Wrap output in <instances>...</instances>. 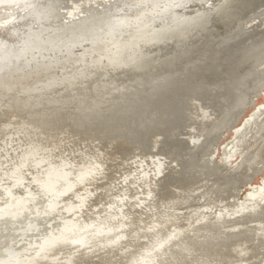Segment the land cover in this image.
<instances>
[{"label": "bare ground", "instance_id": "6f19581e", "mask_svg": "<svg viewBox=\"0 0 264 264\" xmlns=\"http://www.w3.org/2000/svg\"><path fill=\"white\" fill-rule=\"evenodd\" d=\"M15 2L0 0V17L12 15L0 23V134L22 130L23 145L0 158V264H228L217 257L226 243L231 264H264L263 222L214 229L240 206L264 213V195L235 201L240 187L224 182L261 171L247 140L264 137V100L254 102L264 65L253 70L264 64V0H139L130 17H112L111 5L84 29L19 41L27 11ZM53 2L22 6L47 15ZM75 46L55 75L49 62L42 77H19L41 54ZM192 201L202 209L188 219Z\"/></svg>", "mask_w": 264, "mask_h": 264}, {"label": "rangeland", "instance_id": "374dc122", "mask_svg": "<svg viewBox=\"0 0 264 264\" xmlns=\"http://www.w3.org/2000/svg\"><path fill=\"white\" fill-rule=\"evenodd\" d=\"M62 1V2H61ZM96 1V2H95ZM110 1V2H109ZM133 1V2H132ZM208 1V2H207ZM23 2H27V0H16V2H15V4H14V6H13V10H23V11H27L26 12V14H25V16H21V20H20V22L19 23H21L24 27H22V25H21V32H20V34L18 33L17 34V32L16 31H14L13 32V34L15 35V34H17V35H15V36H13L14 38H15V40L14 41H19L20 40V38L22 39V35L23 34H21V33H27V32H29V31H39L40 29H45L46 30V32H47V35H49V36H52V35H62V34H65V33H69L70 32V29L72 30V29H84L83 27H85L84 25H87L89 22H91V20H94L93 18L94 17H96V16H99V15H101V10H103V9H105V8H107V7H110L111 5V10L113 9H115L114 11L112 10L111 11V14H112V17H120V16H126V17H130L131 16V14H132V12H131V10L133 11L134 10V8H135V6L137 5V6H139L140 5V3L141 2H139V0H75V2H74V0L72 1V0H70V2L68 1V0H57V2H53L52 4H53V9H52V14H47V15H45V14H42V13H44V12H39L38 14H34L35 12H34V9H35V6L31 3V5H29V6H27V8L28 9H26V6H25V8L22 6V4H24ZM94 2V3H93ZM109 2V3H108ZM130 2V3H129ZM136 2H137V4H136ZM210 2V0H204V5L206 4V5H208V3ZM70 3V4H69ZM74 3V4H73ZM81 3V4H80ZM111 3V4H110ZM117 3V4H116ZM106 6H105V5ZM115 4H116V6H115ZM127 6H126V5ZM142 4V3H141ZM57 5V6H56ZM96 5V6H95ZM129 5V6H128ZM132 5V6H131ZM89 6V7H88ZM91 6V7H90ZM105 6V7H104ZM117 6H118V8H120V10H121V8H122V10L123 11H120L118 8H117ZM121 6V7H120ZM123 6V7H122ZM125 6V7H124ZM143 6H145L144 4H143ZM18 7H19V9H18ZM128 7V8H127ZM130 7V8H129ZM132 7V8H131ZM50 8V7H49ZM75 8V9H74ZM80 8V9H79ZM93 8V9H92ZM102 8V9H101ZM124 8H126V9H124ZM48 9V8H47ZM55 9V10H54ZM88 9V10H87ZM116 9H118V10H116ZM129 9V11H130V14H129V12L128 11H126V10H128ZM261 9V8H260ZM260 9H255L254 11H256V12H254V11H252V10H248L247 12H250L251 11V13H249V15L248 16H246V17H244V19L243 20H241L236 26H235V28H234V30L236 29V28H238V27H240L241 25H243V24H245L248 20H250L253 16H255L256 14H258V13H260L261 11H263L262 9H261V11H260ZM64 10V11H63ZM94 12H93V11ZM22 11V12H23ZM29 11H31V12H34V13H32L31 14V12H29ZM86 11V12H85ZM91 11V12H90ZM123 12V13H120V12ZM59 12H60V14H59ZM92 12H93V14H92ZM253 12V13H252ZM56 13V14H55ZM58 13V14H57ZM82 13V14H81ZM150 13V12H149ZM123 14V15H122ZM31 15V16H30ZM36 16H38L37 18H36ZM48 17H49V19H48ZM54 17V18H53ZM83 17V18H82ZM86 17V18H85ZM149 17H151V16H148L147 15V18H149ZM11 18H12V15L10 14V15H8V16H6V17H0V23H3V22H6L7 20H11ZM46 18V19H45ZM26 19H27V21H26ZM29 19V20H28ZM43 19V20H42ZM70 19H71V21H70ZM36 22V23H34V22ZM41 23H40V22ZM242 21H244L243 23H242ZM87 23V24H86ZM241 23V24H240ZM34 24V25H33ZM33 26V27H32ZM53 26V27H52ZM29 29H28V28ZM40 27V28H39ZM42 27V28H41ZM30 28H32L31 30H30ZM26 31V32H23V31ZM228 32H226L225 34H228V33H230L229 31H231V30H227ZM225 34H223V35H225ZM19 35V36H18ZM21 35V36H20ZM232 38V37H231ZM3 46H5L4 44H2L1 45V50H3L4 49V47ZM74 48V47H73ZM80 47L79 46H75V50L74 49H72V50H70V53H69V51L66 53V51H62V52H57V50L55 51H52L53 52V54H52V52H50V53H48L47 55L48 56H46V54L45 55H40L39 56V58H38V56L36 57V58H38L37 60H36V63H35V65H29L30 66V70H29V66H27V68L25 69V71H23L20 75H19V77L20 76H22V77H20V78H23V76L24 77H26L28 74H30L29 75V77H32L34 74L33 73H35V77H42L43 75V73L46 71V69H47V63H49V62H51L50 64L54 67V66H56L55 68H53L50 64V66H51V69H52V71L54 72L53 74L55 75V73H58L59 72V68H61V66H62V64H63V66L66 64V61H68V60H66V59H68V58H70L71 59V57H73V59L74 58H77L78 57V55H79V53H78V51L79 50H77V49H79ZM77 54H76V53ZM58 53H59V56L57 57V55H58ZM74 53V54H73ZM57 54V55H56ZM64 54V55H63ZM66 54V55H65ZM68 54H70L69 55V57H68ZM50 55H52V56H50ZM54 55V56H53ZM56 55V56H55ZM61 55V56H60ZM63 55V56H62ZM74 55V56H73ZM77 57H76V56ZM45 56H46V58H45ZM6 57V58H5ZM52 57V58H51ZM64 58V60H63V58ZM65 57H66V59H65ZM45 58V59H44ZM61 58H62V60H61ZM9 59V56L8 55H3V58H2V62L3 61H7ZM43 59V61H41ZM50 59V60H49ZM57 59V60H56ZM53 60V61H52ZM41 61V62H40ZM48 61V62H47ZM61 61H64V62H61ZM40 62V63H39ZM43 62V63H42ZM54 62V63H53ZM44 63H46V64H44ZM44 66H43V65ZM54 64H56V65H54ZM259 64V63H258ZM45 65H46V67H45ZM59 67H58V66ZM264 64H260L259 66H254V68H253V70H256V69H259V68H261L262 66H263ZM35 66V67H34ZM38 66V67H37ZM41 67H43V68H41ZM37 70H36V69ZM40 68L42 69V70H40ZM28 69V70H27ZM45 69V70H44ZM58 69V71H56ZM32 70H33V72H32ZM35 70V71H34ZM27 71H30V72H27ZM36 71H38V72H36ZM40 71V72H39ZM56 71V72H55ZM25 72V73H24ZM26 73H28V74H26ZM41 73V74H40ZM23 74V75H22ZM40 76H39V75ZM45 74V73H44ZM252 74H254V73H252ZM42 75V76H41ZM18 77V78H19ZM33 78V77H32ZM26 79V78H25ZM259 91V90H258ZM257 91V92H258ZM262 93V91H260V94L258 95V96H256L255 98H254V102H258V101H262V100H264V96L261 94ZM250 108L248 107V108H246V110H249ZM248 118V117H247ZM247 118H244L243 119V121H241V122H239V123H245L244 124V126L243 127H245V126H247V122H245V120L247 119ZM219 122V121H218ZM263 126H264V121L262 122V126H261V128H263ZM10 130H12V129H9V130H6V131H3L5 134H3V133H1L0 134V142L2 143V145H1V143H0V148H1V150H0V158L2 157V156H4L5 158V161L6 162H8L9 161V159H14V154H16V153H12V152H16V150H14V149H17V148H19V147H21L20 146V144H22L21 142H23L22 140V135H21V137H19L20 136V133L21 132H23L22 130L20 131V133L19 132H17V133H19L18 135H16L17 136V138H15V140H17L18 139V141H15V140H13L12 141V139H14L13 137H12V134H16V132L15 131H10ZM20 129H18L17 131H19ZM209 129H207V131H208ZM237 130H243L242 128L240 129H236L235 131L233 130V134L235 133H237L236 131ZM9 131V132H8ZM207 131H206V133H207ZM210 131H211V129H210ZM7 132V133H6ZM14 132V133H13ZM10 133H11V135H10ZM206 133H204L202 136H204ZM225 133V138L226 137H228L229 135H230V131H225L224 132ZM2 134H3V139L1 138L2 137ZM9 134V135H8ZM22 134V133H21ZM5 135V136H4ZM11 136V137H10ZM202 136H201V138H202ZM258 137H257V139L254 141V140H252V137H250L247 141H248V144L249 143H252L251 145V152H253V153H255L254 155L256 156L257 155V153H259V156H257V162H256V164L254 165L255 167H261V171H260V169L259 168H256V170L254 169V170H252L253 172H251L252 173V175H248V174H245V175H242V176H238L237 178L235 177V181L234 182H231V181H228L227 179H225L224 178V182H225V184L226 183H228V184H226V186L227 187H229L230 188V186H232V184H234V185H236V187H237V185L240 187V191L238 192V194H237V196L235 197V201H237V200H240V199H243V197L244 198H249V197H251V198H255V197H257V198H262V196H260V195H264V191H263V189H262V186H261V178H260V176L262 175V174H264V137L261 139L260 138V135H257ZM19 137V138H18ZM7 138V139H6ZM9 138H11L10 140H8ZM225 138H222V140L220 141V148L218 147V148H216L215 150V154H214V156H215V158H218V156H220L217 160H222V157H224V156H226L227 155V152H226V150H225V147H224V144L226 143V141H225ZM258 138H259V140H258ZM21 139V141H19ZM260 139H261V141H260ZM2 140V141H1ZM3 140H5V141H3ZM202 140L203 139H200V137H199V139L196 141V143L194 144V148H193V151H192V154L193 153H195L197 150H198V146H199V144H201L202 143ZM251 140V141H250ZM7 141H9V145L8 144H6L7 143ZM250 141V142H249ZM253 141V142H252ZM10 142H12V146H11V143ZM15 142V143H14ZM224 142V143H223ZM255 142V143H254ZM17 143V144H16ZM14 144V145H13ZM19 145V146H18ZM23 145V144H22ZM2 146V147H1ZM6 146V147H5ZM7 146H9V147H7ZM14 146V147H13ZM255 146V147H254ZM16 147V148H15ZM224 147V148H223ZM11 148V149H10ZM12 148H13V151H12ZM256 151H255V150ZM5 150H10L7 154H6V152L7 151H5ZM222 150V151H221ZM5 151V152H4ZM3 153H4V155H3ZM11 153V154H10ZM223 154V155H222ZM12 155V157L10 158V156ZM7 156V157H6ZM8 159V160H7ZM16 163V162H15ZM15 163H13V164H15ZM3 165H4V162H3ZM260 165V166H259ZM263 167V168H262ZM4 168V166H2V163L0 164V169H3ZM248 176V177H247ZM252 177V178H251ZM242 178V179H241ZM214 179H216V177H214ZM227 180V181H226ZM248 180V181H247ZM242 181V182H241ZM247 181V182H246ZM260 181V182H259ZM236 182H239L238 184L236 183ZM246 183V184H245ZM135 184V183H134ZM246 185V186H245ZM253 185V186H252ZM140 186V185H139ZM139 186H133L131 189L134 191L133 193L135 194L136 193V195H138L139 193H141L142 192V190H140L141 188V186L139 187ZM135 187H136V189H135ZM138 187V188H137ZM242 187V188H241ZM259 187V188H258ZM136 191H135V190ZM231 189H232V187H231ZM229 190V189H228ZM117 191V193H119L120 191L119 190H116ZM139 193H138V192ZM141 191V192H140ZM256 195V196H255ZM109 197H111V196H109ZM109 197H106L105 198V200H108V198ZM197 198H198V196H197ZM196 198V199H197ZM194 201V200H193ZM189 202V203H187L186 204V207L185 208H187L188 210L186 211V216H187V218L188 219H190L189 217H194V216H196L197 214H198V212H200L201 211V209L202 208H200V206L201 205H196L197 203H195V202ZM225 202H229V199L227 198V200L225 199L224 200ZM232 203V202H231ZM94 204H97V201L94 203ZM195 204V205H194ZM231 205H234V203H232ZM223 207H225V208H222L223 210H228V208H232V207H230V206H228V204L226 205V206H223ZM236 209H240V210H243V209H245L244 211H245V213L244 212H239V213H237L236 215H232L233 217H230V216H228L227 217V220L225 221V225L223 224V226H219V227H214V229H215V233H219V235L220 234H224V233H229L230 231L232 232L233 230H235V229H239V230H245V229H248V228H250L251 226H253V225H258L260 222H263L264 223V213H262L261 214V212H259L258 210L256 211V214L255 213H252L253 212V210L252 209H250V208H247L246 206L245 207H242V206H240V207H237ZM189 213V214H188ZM244 213V214H243ZM241 214V215H240ZM194 215V216H193ZM258 217V218H257ZM230 218V219H229ZM237 218H238V220H237ZM241 219H242V221H241ZM238 221V222H237ZM228 222V223H227ZM235 222V223H234ZM241 222V223H240ZM248 226V227H247ZM244 228V229H243ZM229 230V231H228ZM239 230H237V231H239ZM194 231H196V230H194ZM193 231V232H194ZM197 232V231H196ZM231 234V233H230ZM237 235V234H236ZM215 236H217V235H215ZM235 236V235H234ZM226 247H223V251H225V253L224 254H226L227 253V256L225 255H218V254H216L217 252H216V250L219 248V246L217 245V246H215L214 245V247H216V249H214L213 248V252H212V254H211V256L213 257V256H216V255H218L217 257H219V258H224V257H226V259H224V261L226 262V263H228V264H231V263H233V262H236L237 260H239V259H237V256L233 253V254H230L229 252H236V250H233L232 251V247H233V244H232V246H229V245H227V243H226V245H225ZM18 248V247H17ZM230 248H231V250H230ZM204 250L205 251H203V252H206V253H208V254H210L211 253V251H210V247H205L204 248ZM214 252H216L215 254H213ZM205 254V253H204ZM219 254H221V253H219ZM152 256L153 255H151V256H146V259L147 260H151V259H153L152 258Z\"/></svg>", "mask_w": 264, "mask_h": 264}]
</instances>
